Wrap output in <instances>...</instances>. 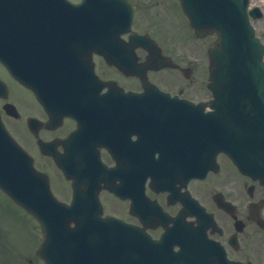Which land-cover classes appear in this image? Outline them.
<instances>
[{
    "label": "flooded vegetation",
    "instance_id": "af4514ba",
    "mask_svg": "<svg viewBox=\"0 0 264 264\" xmlns=\"http://www.w3.org/2000/svg\"><path fill=\"white\" fill-rule=\"evenodd\" d=\"M129 2L134 4L132 30L153 36L163 54L177 64L147 69L148 82L180 99H207V93L196 85L207 76L206 59L189 58V44L185 42L168 43L174 23L166 25L163 12L174 15L176 1ZM94 30L88 22L81 30L88 36L81 39H94ZM120 38L121 44L105 45L109 49L105 54L96 52L92 42L42 44L44 64L87 91V95L84 91L65 97L59 107L48 106L46 97L38 99L33 90L21 86L0 65V76L8 85L7 98L0 97L7 129L33 157L35 166L48 174L54 192L64 199L71 196V181L62 176L50 152L74 153L78 163L94 160L97 152L106 171V181L98 191L103 213L119 217L140 232L143 229L153 240L168 232L166 244L158 245L126 231L139 256L166 259L171 264L179 263L178 257L202 258L204 264H226L223 259L264 264V184L242 175L223 153L217 155V170H209L204 177L191 176L194 164L190 162H200L204 150L192 143L190 117L181 114L185 110L180 107L166 110L176 113L173 115L152 113L153 107H143L142 100L126 98L127 91L141 98L150 95L142 81L147 51L141 45L128 44L129 32L120 33ZM95 73L105 82L98 92L93 91ZM114 83L124 90V98L108 91L109 84ZM9 104L12 114L4 108ZM53 113L60 117L55 120ZM79 124L83 130L67 144ZM85 145L93 147L92 154L85 153ZM67 146L73 150H66ZM7 205L5 210L11 214L12 205ZM0 243L7 247L2 255L9 264L15 258L12 245L4 236Z\"/></svg>",
    "mask_w": 264,
    "mask_h": 264
},
{
    "label": "water",
    "instance_id": "95a60500",
    "mask_svg": "<svg viewBox=\"0 0 264 264\" xmlns=\"http://www.w3.org/2000/svg\"><path fill=\"white\" fill-rule=\"evenodd\" d=\"M115 1L94 0L93 26L109 38L114 34H109L108 28L118 26V11L109 7ZM180 2L196 36L217 35L208 49V86L213 92L210 105L214 111L207 113V142L234 157L242 171L264 177V45L249 22V15L261 16L260 9L248 10L249 0ZM67 6L64 0H0V60L10 67V39L19 49L26 28L38 37L40 31L47 33L43 30L45 21L48 29L49 20L58 26L63 12L71 10ZM64 28L70 32L73 25L64 23ZM145 39V45L152 42ZM14 151L0 131V187L40 222L45 238L37 253L45 264H87L92 253L101 263L119 260V234L111 228H117L111 219L100 218L95 209L81 210L57 202L44 179L29 171ZM74 217L77 226L70 227Z\"/></svg>",
    "mask_w": 264,
    "mask_h": 264
},
{
    "label": "rangeland",
    "instance_id": "374dc122",
    "mask_svg": "<svg viewBox=\"0 0 264 264\" xmlns=\"http://www.w3.org/2000/svg\"><path fill=\"white\" fill-rule=\"evenodd\" d=\"M251 2L252 4L261 5L264 9V0H251ZM163 14H166L168 16V17L165 16V22H166L165 24L168 26L171 25V23H177L179 16H180L178 11L176 10H174V15L172 16L171 14L168 15V13H164V12ZM140 19L144 20V16L143 18H140ZM254 26L256 27V30L258 34L260 35V37L263 38L264 36V15L261 19L256 20L254 22ZM165 27L166 26H162L163 29H165ZM157 34L159 35V33ZM207 41L209 40L208 39H205L202 41L189 40V43H186V44H189L188 51L190 52V54H193L190 56H194L195 59L196 58H200L202 60L205 59V54L202 51V45H206ZM196 85L197 87H201V84L198 82H196ZM198 90H202V92L205 93L203 91L204 87ZM7 202H9L7 198L0 192V223L3 225V232L0 233V239H1V236L6 237L12 245V249H14L15 251H19V250L29 251V253H24V254L30 255L32 257V253L34 249L36 248V245L39 239L41 238L39 228L37 224H35L37 227L34 226V223H35L34 221H30V223L29 222L26 223L25 220H30V218L12 204H11L12 209L15 215L9 214L5 210L8 208ZM5 250H7V247L1 245L0 243V264H5L4 263L5 256L2 255V252H4ZM9 264H16L15 259L11 260ZM30 264H41V261L34 260V262L32 261Z\"/></svg>",
    "mask_w": 264,
    "mask_h": 264
}]
</instances>
